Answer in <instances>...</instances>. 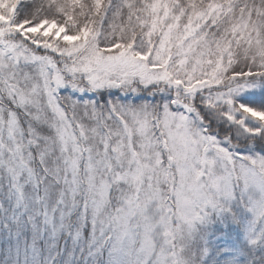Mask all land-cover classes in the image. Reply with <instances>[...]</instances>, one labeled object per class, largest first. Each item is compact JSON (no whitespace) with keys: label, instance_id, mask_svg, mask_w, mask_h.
<instances>
[{"label":"snow or ice","instance_id":"6c2138e0","mask_svg":"<svg viewBox=\"0 0 264 264\" xmlns=\"http://www.w3.org/2000/svg\"><path fill=\"white\" fill-rule=\"evenodd\" d=\"M0 264H264V0H0Z\"/></svg>","mask_w":264,"mask_h":264}]
</instances>
